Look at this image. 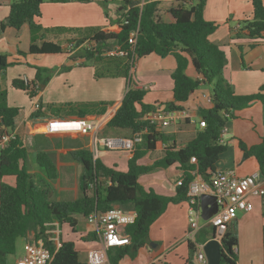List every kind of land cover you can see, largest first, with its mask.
Listing matches in <instances>:
<instances>
[{
  "label": "trees",
  "instance_id": "16d2710c",
  "mask_svg": "<svg viewBox=\"0 0 264 264\" xmlns=\"http://www.w3.org/2000/svg\"><path fill=\"white\" fill-rule=\"evenodd\" d=\"M44 0H12L6 24L14 29L27 23L30 29L31 44L29 53L56 54L68 48L84 49L83 57L94 58L101 68L109 73H118L125 78L129 75L132 56L137 60L150 54L160 57L172 55L175 67L171 73L173 81V100L166 103L167 109L182 108L179 103L186 101L190 94L201 84L211 85L212 105L200 109V119L205 120L206 126L198 129L195 136L183 145L170 136L157 130L150 124L144 114L156 109L154 104L145 103V91L141 88L129 86L125 91L120 105L108 119L105 128L108 130L127 131L132 137L141 133V140L134 145L131 156L127 159L126 170H119L116 165H107L102 159L94 157L88 148H77L69 153L82 166L78 179L80 195L74 199L51 200L50 187L38 185L27 169V149L24 144L15 139L0 153V264H6L8 256L15 253V241L20 236H26L33 231L34 238H42L53 256V264H88L79 259V252L73 240L59 238L60 245L49 240L54 237L55 223L59 226L68 224L72 232L77 233V215L86 217L98 210L104 211L113 206L136 211L134 223L125 229L130 237V244L108 250L110 264H119L125 257L136 259L139 251L146 246V238L151 224L165 211L167 205L187 200L188 183L193 179L191 170L197 172L203 179H207L216 171V163L220 155L227 149V144L221 142V130L225 127L234 112L250 106L254 101L264 105V84L258 91L240 95L236 94L233 86L224 75L223 69L227 59L225 52L218 44L210 41L209 35L215 31L217 24L206 20L203 16L205 0H175L170 8L174 18L172 22L164 21L158 14L162 0H147L140 3L137 0H124L120 30L105 32L98 27L76 29L67 27L43 28L37 21L41 15V4ZM52 2H66L72 0H49ZM89 1V0H76ZM107 6L109 0H98ZM253 16L246 24L249 37L259 38L264 33V5L262 0H252ZM107 15V12L105 11ZM126 21V22H125ZM138 30L136 43H128L129 33ZM61 37V38H60ZM92 41L93 48H87L84 43ZM40 41L39 43H37ZM81 41L78 46L76 42ZM120 47L126 50V55H108L106 51ZM134 47V48H132ZM105 49L104 51H102ZM14 62H8L7 56L0 54V73L5 76L7 67ZM106 63V64H105ZM192 64L196 76L186 73ZM42 69L36 67V74L32 81L14 78L12 85L27 91L29 96L35 95L34 86L41 84ZM48 79V78H47ZM109 106V105H108ZM72 111V116L83 117L94 113H105L107 106L102 104L98 108L78 106ZM229 113V117L225 116ZM19 108L9 106L6 102V90L0 93V122L4 125L1 130L15 129V118ZM59 115L49 112L38 103L29 114L30 118L47 115ZM61 116V115H60ZM145 128L147 129L146 131ZM55 134V133H53ZM62 134V133H61ZM59 134V135H61ZM66 135V134H64ZM167 142L163 149V156L152 164H139L138 160L149 150H154L157 142ZM241 149L254 156L258 162L259 172L264 177V138L257 144L247 146L239 140ZM194 156L196 162H191ZM35 163L43 170L49 181L58 177V168L51 154L44 149H36ZM177 164L183 170L182 183L176 185V193L167 196L157 193L152 188L146 189L140 184V175L153 172L159 168H166ZM14 177V184L2 180L3 176ZM216 232L215 226L203 225L197 234L196 242H204ZM79 240L94 243L96 235L93 231L78 235ZM221 241L222 257L219 264H238L235 246L238 244L234 225L228 224ZM188 255L186 264H197L194 260L196 247L194 242L186 241ZM264 248V231L262 237ZM163 264H170L164 261Z\"/></svg>",
  "mask_w": 264,
  "mask_h": 264
},
{
  "label": "crops",
  "instance_id": "0c3cea01",
  "mask_svg": "<svg viewBox=\"0 0 264 264\" xmlns=\"http://www.w3.org/2000/svg\"><path fill=\"white\" fill-rule=\"evenodd\" d=\"M123 1L124 0H109L107 6L108 4H113L115 6L109 8L111 12H108V14L105 15V9L101 7V3L98 0H72L66 2L44 0L40 7L41 15L36 18V21L43 28L47 29L57 26L81 30L90 27H98L105 32H118L120 30L119 24L122 21L121 14L125 11L123 9ZM137 1L142 4L147 0ZM11 2L12 0H0V54L6 55L7 61L14 62L13 64L16 66H30V61H39L44 59V56L51 54L29 53L28 50L31 44V35L27 23L23 24L19 30L6 24V18L9 13ZM174 3L175 0H162L159 4L158 14L166 22L174 21V18L169 11ZM262 3L264 5V0H262ZM203 16L206 20L213 21L217 24V28L209 35V39L218 44L225 52L227 62L223 69V75L229 83H233L235 93L245 95L258 91L264 84V33L262 37L259 38L249 37V30L246 27V24L253 16L252 0H205ZM39 42L40 41L37 43ZM67 50L70 51L71 49L68 48V44L66 43L64 51ZM72 52L74 51L63 53H67L66 55L71 56ZM83 58L84 57L80 56V59ZM10 66L7 67L5 76H2L0 73V93L5 89L7 104L9 106L17 107L10 102L8 94L10 89H22L13 87L12 80L14 78L24 80L25 78L28 81H32L36 72L27 67V69H23L21 72L22 74L20 75L17 74L20 73V70L10 73ZM135 67L137 73L135 75L136 81L140 83L143 79H147L150 81L151 86H160L159 90H157V100L160 102L156 103L159 104L164 101L167 103L173 100V81L171 79V73L175 67V59L172 55L160 57L155 54H150L141 57L139 61L136 60ZM189 67L190 65H188L186 73L189 76L195 77L197 74L194 67ZM40 85L41 84L36 83L34 86V96L38 99V102L41 103L42 107L45 108L40 98ZM140 85L141 84H134L133 87L142 88ZM42 86L44 87V85ZM22 91L29 96L27 91ZM203 94L210 95L211 93L207 94L206 91L197 88L190 94L186 101L179 103L182 109H186L189 113V118L187 120H180L167 127L156 126L155 128L169 135L170 140H175L179 145L187 143L195 136L198 129H202L199 126L200 109L208 108L212 105L211 102L206 100ZM38 102L23 113H21L19 109V114L15 118L14 130L17 133V138H19L26 147L28 154L30 150L35 151L37 148L44 149L51 154L57 168L59 169V164L53 157V152H55L59 158L61 154L65 155L63 152L68 153L73 149L88 148L93 152L94 157H98L102 160L106 156H109V153L113 152L106 149L100 143L94 145L92 142V134H78L76 137H66L59 134L48 133L46 131L47 121L55 117H60V115L50 114L39 118H30L29 114L36 108ZM120 102L121 100L113 102L107 107L106 111L116 103H118L119 106ZM154 105L156 109H162V106ZM151 112L152 111L144 114L143 117H149ZM94 116H97V114L90 113L86 114L84 117L95 119ZM1 128L3 129L4 125L0 122V129ZM110 132L116 133L115 136H123L126 138L130 136L127 131V133L122 130H111ZM27 136L29 137L26 138ZM75 138L77 142L74 144H70L66 141L67 139L72 141ZM262 138H264V105L259 101H254L250 106L236 110L234 116L227 121L225 130L221 132V142L227 144V149L220 155L216 163V170L233 169L238 176H244L259 171L258 162L254 156L250 154L247 157L243 156L245 150L240 148L239 140H242L247 146H250L259 143ZM86 139L88 140L87 142H85ZM99 145H102L103 148ZM166 145L167 142H157L155 149L147 151L140 159L145 160L147 165L152 164L155 160L163 156V149ZM118 153H120V157L126 160V163L127 159L132 154L122 150L118 151ZM126 163L125 168H120L114 160L109 164H105L116 165L119 170H126ZM182 174L183 170L178 168L177 164H172L166 168L157 169L152 177L144 178L141 185L146 189L152 188L159 194L172 196L176 193V181L182 179ZM2 180L8 184H14V177L12 176H3ZM147 185L154 186L148 187ZM252 203L253 209L251 211H238L236 218L231 222V225L236 223L239 230L238 244L237 247L235 246L234 248V251L237 254L238 264H264V248L262 244L264 231V202L262 200L259 202L255 197V201ZM166 217L172 222H177V219H179L176 225L181 228L180 232L184 231L183 240H185V234L188 230L187 201L184 200L178 203L170 202L165 211L155 221ZM87 224L88 223L86 222L85 226ZM85 233H87L85 230L75 233V241H77L78 235ZM83 244L84 245L81 246L82 248L77 247L75 244L78 252L80 249L86 251L94 243L83 242ZM153 245L156 246V244ZM166 256L167 253L160 252L151 260L142 264H155L162 260V258H166ZM181 257L183 263L177 262V258L173 256L170 257V260L166 261L170 264H186L187 256L182 255ZM84 262H87V259Z\"/></svg>",
  "mask_w": 264,
  "mask_h": 264
},
{
  "label": "rangeland",
  "instance_id": "374dc122",
  "mask_svg": "<svg viewBox=\"0 0 264 264\" xmlns=\"http://www.w3.org/2000/svg\"><path fill=\"white\" fill-rule=\"evenodd\" d=\"M100 5L105 9L107 14L108 12H111L109 8L115 6L113 4H108V6H104L103 4ZM89 45V48L94 47L93 43ZM86 47L88 48V46ZM104 50L105 49H103L102 51ZM70 51H74L71 53V56L66 55L67 53L65 54L63 52L61 54L46 55L42 60L30 61V66H16L14 64H10V73L20 70V73H17L20 75L22 74L21 72L23 71V69H27V67L30 70L36 72V67H40L42 69V81L40 85L41 102L44 104L47 111L58 113L59 115H61L60 117L72 116V111L76 110L78 106L99 109L102 104H104L108 107V105H111L113 102L121 100L127 88L129 86H133L134 84H141V89L145 91L144 101L146 103L156 104V106H162V109L165 108V101L159 104L156 103L160 102L157 100V90H159L160 86H151L150 81L147 79H143L144 81L142 80L140 81V83L136 81L135 75L137 73L135 64L132 68L133 71H130L129 69V75L127 78H125L123 75H120L118 73L114 74L111 71L108 73L105 70L106 68H101L100 64L95 62L94 58L88 59L84 57L83 59H80V56H82L84 53V49L81 47L75 49L71 48ZM140 59L141 58H137V61H139ZM189 65L191 68L193 67L191 63ZM231 84L233 86V83ZM42 85H44V87ZM198 89L206 91L207 94L211 93V85L209 84L203 83L198 87ZM8 98L10 99L11 103L16 105L20 109L21 113L29 110L38 102V99H36L35 96H28L26 93H24V91L17 89H10ZM117 107L118 103L112 105L105 113L94 116L95 119L99 120V122L101 123V127L89 134H86L93 135V144L96 137L100 138L103 136L116 135V133L110 132L111 130L104 128V126L108 119L112 116L108 115L111 112H114ZM230 119L231 118H229V120ZM125 133L127 132L125 131ZM61 136L76 137L77 135L61 134ZM28 137L29 136H27L26 138ZM16 139L21 141L19 138ZM66 141H68L70 144H74L77 142L76 138L72 141H69L68 139ZM87 141L88 140L86 139L85 142ZM99 146L103 148L102 145ZM34 153L35 151L30 150L29 154L27 155V169L38 185H47L50 187L49 198L51 200L74 199L80 195L78 179L82 170V166L79 162L72 158L69 152H63L66 156L61 154L59 158L57 154H55V152L52 153L53 157L59 164L58 177L57 179L52 181H49L46 178L43 170L35 163ZM119 154L120 153H118V151H113L109 153V156L103 158V162L109 164L114 160L120 168H125L126 160L120 157ZM138 163L147 165L145 160L142 159H139ZM156 171L140 175L138 178L140 184L143 183L142 181L144 178L152 177V175H154ZM147 186L153 187L154 185ZM255 197L259 202L260 200L264 202V197L261 195H251L248 200L252 203L255 201ZM76 217L78 219L77 228L79 231L85 230L89 232L94 230V227L92 225L87 224L85 226V217H83L82 215H77ZM178 221L179 219H177V222H172L168 217L161 218L160 220L155 221L149 228L148 236L146 238L147 244L139 251L137 259H132L129 256H125L120 261V264H142L146 261L151 260L155 255H157V253L160 252H164L165 254L167 253V256L166 258H162V260L155 264H163L164 261L170 260L171 256L176 257L177 262L183 263V259L181 256H187L189 250L186 245V241L183 240L184 231L180 232L181 228L176 225ZM199 223L203 224L205 223V221L200 219ZM234 227L238 238L239 230L236 223H234ZM58 230L59 238H63L65 240H76V234L72 232L68 224L60 225ZM54 235V237H57L56 232L54 233ZM33 238V231H29L25 237H18L15 241V253L8 256L6 264H14L17 258L23 254L25 240H30ZM59 238H57V241H59ZM83 242L85 241L79 240V238L77 237V241H75V244L77 247H81L82 245H84ZM153 244H156V246H154ZM79 259L82 261H85L87 259L85 250H79Z\"/></svg>",
  "mask_w": 264,
  "mask_h": 264
},
{
  "label": "built area",
  "instance_id": "2783aa9c",
  "mask_svg": "<svg viewBox=\"0 0 264 264\" xmlns=\"http://www.w3.org/2000/svg\"><path fill=\"white\" fill-rule=\"evenodd\" d=\"M126 22V21H125ZM138 30H132L129 33L128 43L135 45ZM92 41H86L85 46L91 44ZM134 48V47H132ZM108 55H126V50L116 47L106 51ZM135 58L132 56L130 71L135 64ZM25 82H29L24 78ZM203 96L208 102L212 103L211 94ZM229 117V113H225ZM189 113L186 109H167L158 108L153 110L147 119L150 124L155 127H167L175 124L180 120H187ZM199 126L205 127V120L200 119ZM101 127V123L97 119L65 116L49 119L46 123V131L55 134H71L86 135ZM147 129L145 128L144 131ZM225 130L222 128L221 132ZM17 138L15 130L4 131L0 129V153L11 141ZM141 140V133H136L130 138L123 136H103L94 139V144H102L110 151H127L132 153L135 143ZM191 162H196V158L192 156ZM193 179L188 183L187 188V204H188V230L185 236L186 241H192L195 244L196 251L194 260L197 264H208L207 257L203 250L204 242H196V237L201 227L207 222L200 224L201 217L200 197L202 194H213L217 201V212L209 219V225L215 226V237L220 241L226 226L230 224L237 215L238 211H251L253 203L248 200L250 195H261L264 197V177L259 171L252 172L244 176H238L233 169L219 170L213 172L207 179H203L197 172V168L191 170ZM182 179L176 181V185H180ZM136 211L133 209H124L119 206H113L104 211L95 210L89 213L85 219L89 225L94 227L93 232L96 235L94 244L86 250L88 264H110L108 260V250L130 244L131 240L125 229L128 225L134 223L136 219ZM203 220V219H202ZM204 221V220H203ZM59 224L55 223L53 232L57 233V237H50L53 243L58 247L60 242L58 234ZM55 236V235H54ZM221 242V241H220ZM54 254L45 246L43 239L25 240L23 254L17 258L14 264H53ZM154 264V263H146Z\"/></svg>",
  "mask_w": 264,
  "mask_h": 264
},
{
  "label": "water",
  "instance_id": "95a60500",
  "mask_svg": "<svg viewBox=\"0 0 264 264\" xmlns=\"http://www.w3.org/2000/svg\"><path fill=\"white\" fill-rule=\"evenodd\" d=\"M81 41L75 43L76 46ZM249 153L245 151L243 153L244 157H247ZM200 209H201V217L204 221H206V225L209 226L208 219L217 212V201L216 197L213 194H202L200 197ZM203 250L208 260V264H219L222 252H221V242L216 239L215 233L213 232L209 239L204 242Z\"/></svg>",
  "mask_w": 264,
  "mask_h": 264
},
{
  "label": "bare ground",
  "instance_id": "6f19581e",
  "mask_svg": "<svg viewBox=\"0 0 264 264\" xmlns=\"http://www.w3.org/2000/svg\"><path fill=\"white\" fill-rule=\"evenodd\" d=\"M113 112H111L108 116H111Z\"/></svg>",
  "mask_w": 264,
  "mask_h": 264
}]
</instances>
